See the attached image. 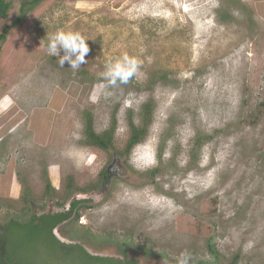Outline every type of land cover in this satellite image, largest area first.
I'll return each instance as SVG.
<instances>
[{"label": "rangeland", "instance_id": "1", "mask_svg": "<svg viewBox=\"0 0 264 264\" xmlns=\"http://www.w3.org/2000/svg\"><path fill=\"white\" fill-rule=\"evenodd\" d=\"M237 1L252 24L227 0H45L12 25L15 1L0 22V217L23 206L24 186L45 209L64 204L72 179L78 198L93 199L79 206L77 231H107L122 244L130 236L143 264L204 255L210 235L220 264L235 255L264 264V0ZM57 30L89 37L78 70L48 54L47 35ZM124 55L140 61L139 71L107 86V62ZM147 99L154 110L145 140L122 158L120 177L100 186L113 156L79 142L81 111L102 131L116 109L119 152L128 115L136 121ZM198 133L211 138L191 163ZM164 137L163 161L174 156L176 167L151 178Z\"/></svg>", "mask_w": 264, "mask_h": 264}, {"label": "trees", "instance_id": "2", "mask_svg": "<svg viewBox=\"0 0 264 264\" xmlns=\"http://www.w3.org/2000/svg\"><path fill=\"white\" fill-rule=\"evenodd\" d=\"M18 1L19 8L17 17L12 21V25L18 24L22 21L23 17L31 13L45 0H0V22L8 17L9 11L12 4ZM78 1V0H72ZM88 1V0H87ZM231 3L233 8L243 10L242 13H248V10L243 6V4L238 3L237 0H227ZM227 9V8H226ZM224 9L221 13V20H226L229 18L228 11ZM251 13L245 16L246 22L252 24ZM7 27L2 28L0 32V43L5 40V35L7 32ZM1 48V45H0ZM155 79H165L164 75L157 76ZM264 103V102H263ZM153 110L154 102L151 99H147L141 104L138 119L134 121L131 115H128L127 126H128V136L125 140L122 150L119 152H114V134L116 131V109L111 113V119L109 126L102 130L96 131L93 125V115L88 110L81 111L82 119V132L79 142L86 148L91 150H98L102 152L112 153V167L105 166L99 172L100 176V186L109 185L112 173L117 174V169L121 171V164L123 162L122 158L128 159L134 147L142 143L153 121ZM211 138L207 134H196L190 147V162L194 163L197 159V153L200 147ZM166 137L163 138L161 145L158 148L156 154V165L146 171L147 175L151 178L156 175L165 173L170 168H175L173 157L168 159L167 162L163 161V142ZM118 177H120L117 174ZM24 185V183H23ZM50 182L46 181L45 192L50 193ZM98 187V184L93 185L92 191ZM76 189L72 183V179L67 184V192L70 193V189ZM99 192L103 193V189ZM91 194H93L91 192ZM23 206L17 211H3V215L0 217V238L6 241V246L8 251H12L14 256L18 261H24L25 264H138L137 260L132 257H127L126 251L127 247L131 245L130 236L128 239L123 241H128V244H122L118 238L113 237L110 232H101L96 235L88 230H83L82 234L77 231V240L84 241L83 243H93L94 247L86 245L93 252L98 254H92L91 251L86 250V248H80L79 252H69L65 254L62 250L63 244L55 238L51 233V230L63 219L67 218L70 213L75 211L76 218L72 220V223L77 222V217H79V206L86 203H91L93 199L91 198H81L73 200L70 204V209L68 213L52 209L44 208L43 205L35 204V201L30 196V192L26 186H24V192L22 196ZM36 207L38 208H35ZM63 205V204H62ZM88 233V234H87ZM86 234L85 237L82 235ZM113 244L116 246L118 252L125 258L120 259L112 254L106 255L107 252L103 251L105 244ZM104 244V245H103ZM59 248H58V247ZM70 246V245H69ZM143 250V248H138ZM143 252V251H142ZM146 252V251H145ZM204 255H193L191 256L189 264H220V254L216 248L215 237L213 235L208 236L205 239V252ZM229 264H241L239 256L235 255L230 260Z\"/></svg>", "mask_w": 264, "mask_h": 264}, {"label": "clouds", "instance_id": "3", "mask_svg": "<svg viewBox=\"0 0 264 264\" xmlns=\"http://www.w3.org/2000/svg\"><path fill=\"white\" fill-rule=\"evenodd\" d=\"M89 37L80 32L57 30L47 35V51L50 56H57L60 66L68 62L69 67L78 70L85 64L86 56L89 53L87 43ZM61 50L63 55H60ZM140 61L130 55H124L115 60H109L105 66L103 79L107 86H116L117 83L127 84L140 69ZM190 254L182 252L177 258L176 264H189Z\"/></svg>", "mask_w": 264, "mask_h": 264}, {"label": "flooded vegetation", "instance_id": "4", "mask_svg": "<svg viewBox=\"0 0 264 264\" xmlns=\"http://www.w3.org/2000/svg\"><path fill=\"white\" fill-rule=\"evenodd\" d=\"M76 190L72 189L71 194L67 198L66 202L63 205L53 206L55 210L64 211V213H68L70 209V204L73 200L79 199L77 195H75ZM94 195V194H92ZM91 197V196H90ZM89 197V198H90ZM76 218L75 211L70 213L67 218L63 219L59 222L52 230L51 233L55 236L57 240L61 244H63L62 250L65 254L69 252H79L80 248H86V250L91 251L92 254H98L97 252H93V250L89 249L86 243L77 240V224L72 223L71 221ZM93 230V229H92ZM93 233V232H92ZM88 234V233H87ZM84 235V234H83ZM86 235V234H85ZM85 237V236H83ZM86 244V245H85ZM105 244V243H104ZM70 245V246H69ZM106 246V245H104ZM58 247V246H57ZM59 248V247H58ZM133 250V251H132ZM138 248H133L130 245L127 247V257H132L134 260H137L138 264H143L141 261V255ZM114 257L117 256L120 259H124L125 257L121 255L117 248L110 252ZM110 254L107 252L106 255ZM0 264H25L24 261H18V259L14 256L12 251H8L6 246V241L3 238H0Z\"/></svg>", "mask_w": 264, "mask_h": 264}, {"label": "water", "instance_id": "5", "mask_svg": "<svg viewBox=\"0 0 264 264\" xmlns=\"http://www.w3.org/2000/svg\"><path fill=\"white\" fill-rule=\"evenodd\" d=\"M84 198V197H83ZM79 199H80V197H79Z\"/></svg>", "mask_w": 264, "mask_h": 264}]
</instances>
